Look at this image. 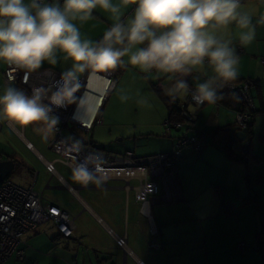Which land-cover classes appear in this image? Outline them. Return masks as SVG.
Here are the masks:
<instances>
[{
	"label": "crops",
	"instance_id": "crops-1",
	"mask_svg": "<svg viewBox=\"0 0 264 264\" xmlns=\"http://www.w3.org/2000/svg\"><path fill=\"white\" fill-rule=\"evenodd\" d=\"M244 4L255 23L264 5L260 0H244ZM135 7L125 9L122 19L130 17ZM112 22L108 13L97 8L91 20L77 22V26L82 39L95 42ZM238 31L233 26L224 35L233 40L240 58L235 81L252 83L256 113L249 128L252 146L246 153L233 137L238 132L233 120L238 101L234 94L222 88L223 98L216 103L188 105L186 110L193 114V121L169 132L163 128L171 117L168 104L180 108L187 98L172 100L166 94L173 81L131 66L111 70L117 82L100 107L97 131L102 135L104 129L120 127L113 141L105 145L114 153L130 151L138 157L166 153L177 139L205 133L206 142L199 153L185 148L176 160L177 201L152 208L150 217L141 211L133 193H126L121 180L83 187L68 167L49 154L53 132L37 133L35 125L13 126L21 128L18 136L5 125L6 120L0 119V161L15 163L9 179L22 188L33 184L47 201L68 211L76 224L74 237L69 240H62L51 223L23 235L22 258L5 264H233L234 260L236 264L247 260L264 264V234L257 235L261 230L259 208L264 210V25H256V38L247 47L239 46ZM60 66L45 62L37 71L61 74ZM3 71L4 64L0 63V94L8 85ZM210 74L208 68L193 73L201 81ZM186 79L194 88L193 77ZM122 92L129 96L125 102L119 98ZM141 99L147 102H138ZM11 139L19 143L18 147ZM93 140L91 144L98 148L99 143ZM46 162H54L62 182L46 172ZM224 204L233 208L227 211ZM123 234L127 236L125 249L115 244V237ZM239 242L245 246L240 258L234 255ZM150 243L157 248H149Z\"/></svg>",
	"mask_w": 264,
	"mask_h": 264
},
{
	"label": "clouds",
	"instance_id": "clouds-1",
	"mask_svg": "<svg viewBox=\"0 0 264 264\" xmlns=\"http://www.w3.org/2000/svg\"><path fill=\"white\" fill-rule=\"evenodd\" d=\"M130 5L136 6L133 14L122 19ZM97 8L113 22L100 40L82 39L77 22L91 20ZM253 21L244 0H0V63L27 79L45 62L56 65L58 54L71 61L54 90L33 87L28 94L8 84L0 94V119L52 132L59 123L54 111L76 102L81 76L127 66L173 81L166 89L172 100L190 96L197 106L214 104L223 98L220 89L239 74V55L224 34L234 26L239 46L247 47L256 38V25H264V12ZM204 68L211 74L201 81L193 73ZM119 98L125 102L129 96L122 92ZM74 178L94 179L79 168Z\"/></svg>",
	"mask_w": 264,
	"mask_h": 264
},
{
	"label": "built area",
	"instance_id": "built-area-1",
	"mask_svg": "<svg viewBox=\"0 0 264 264\" xmlns=\"http://www.w3.org/2000/svg\"><path fill=\"white\" fill-rule=\"evenodd\" d=\"M47 2L52 3L53 0H47ZM3 73L7 84L22 89L28 94H31L33 87H50L54 90L61 76V74L50 70H40L25 79L23 71L13 72L6 64H4ZM103 74L108 78L107 93L96 107L90 125L85 128L75 118L79 100L85 89L84 80L87 74H84L80 77V87L75 94L76 102L54 111V115L59 118V123L52 131L53 139L49 149L56 157L55 162L67 166L73 173L79 168L94 177L88 183L81 182L83 187H87L91 183L106 185L111 180H121L126 193L132 192L135 200L141 205V211L150 217L152 208L170 205L177 201L174 188L176 160L185 148L199 153L201 145L206 142V137L203 132H196L191 136L177 139L169 152L143 157H138L130 151L122 154L112 153L94 147L89 141L79 142L66 137L63 134V129L68 123L75 125L86 134L94 124L100 123L97 113L117 82L115 75L110 71ZM251 86L252 83L249 80H239L224 87L228 92L236 94L241 102V107L234 111L233 119L234 126L238 131H248L256 113ZM188 105L202 106L195 105L190 96H187L185 103L180 108V120L172 125L167 120L163 123V128L170 132L172 129L180 130L185 124L191 123L194 117L186 110ZM5 125L20 136L21 128L13 127L8 121L5 122ZM252 141L249 136L247 143L250 144ZM44 167L46 172L62 182V178L56 174L54 162H46ZM68 189L72 190V188ZM224 208L231 210L233 206L224 204ZM48 223L56 228L62 240L74 237L76 224L74 217L68 211L47 201L42 193L34 190L33 184L28 188H22L9 178L4 179L0 183V264H4L10 258L21 259L23 256V249L20 247L21 237L27 233L35 232L39 227ZM115 244L119 248L125 249L126 234L115 237ZM148 247L157 248L154 243H150ZM236 248L243 252L245 246L240 242Z\"/></svg>",
	"mask_w": 264,
	"mask_h": 264
},
{
	"label": "rangeland",
	"instance_id": "rangeland-1",
	"mask_svg": "<svg viewBox=\"0 0 264 264\" xmlns=\"http://www.w3.org/2000/svg\"><path fill=\"white\" fill-rule=\"evenodd\" d=\"M62 54H59V56L57 57V64L54 65V66H57V65H61L58 69L62 70L63 72L68 70L70 68V60H65L63 56H61ZM52 69H55L54 67H52ZM88 75H86L87 77ZM86 77H85V80H84V83H86ZM86 87V86H85ZM109 95V94H108ZM108 97V96H107ZM99 114V112L97 113ZM99 116V115H97ZM99 124H94L91 128V130L88 132V134L84 133L82 130H80L79 128H77L75 125L71 124V123H68L64 129H63V134L66 136V137H69L75 141H89L91 143V141L93 140V137L95 138V141L97 143H99V147L98 148H102L106 151H109V152H113L114 150H112L111 148L109 147H106L105 145L109 142H112L116 133L120 130V127L118 126H115L113 128H109V129H104L102 131V135L100 134V131H97V128L99 127ZM103 129V128H102ZM96 130V131H95ZM249 131V130H248ZM53 139V138H52ZM52 141V140H51ZM94 141V140H93ZM92 141V143H93ZM11 143L13 144L14 147H18V142L14 139L12 140L11 139ZM51 143V142H50ZM28 146V144H27ZM95 147V145H93ZM97 147V146H96ZM106 147V148H105ZM30 148V147H29ZM14 149V148H13ZM114 153V152H113ZM49 154H53L51 153V151H49ZM54 155V154H53ZM52 155V156H53ZM5 157V156H4ZM67 167V166H66ZM35 169V168H34ZM35 171H37L35 169ZM56 171V170H55ZM48 173V172H47ZM57 174V173H56ZM52 175V174H51ZM54 176V175H53ZM9 178H12V176L10 175ZM134 183V182H133ZM71 191V190H70ZM240 243V242H239ZM244 243V242H243ZM235 246V245H234ZM246 247H248L246 245ZM236 256H239L238 258L241 257V255L244 254V252H241L239 250H234ZM15 259V258H14ZM237 261L234 260L233 264H236ZM251 262L249 260L243 262V264H250Z\"/></svg>",
	"mask_w": 264,
	"mask_h": 264
},
{
	"label": "bare ground",
	"instance_id": "bare-ground-1",
	"mask_svg": "<svg viewBox=\"0 0 264 264\" xmlns=\"http://www.w3.org/2000/svg\"><path fill=\"white\" fill-rule=\"evenodd\" d=\"M85 86L75 112V118L81 126L87 128L93 118L96 107L107 93V75L100 73L99 75L88 76Z\"/></svg>",
	"mask_w": 264,
	"mask_h": 264
},
{
	"label": "water",
	"instance_id": "water-1",
	"mask_svg": "<svg viewBox=\"0 0 264 264\" xmlns=\"http://www.w3.org/2000/svg\"><path fill=\"white\" fill-rule=\"evenodd\" d=\"M249 136L252 138V135L250 134V132L246 130L238 131L235 134L233 133L234 140L236 142L241 143V149L244 153H246L252 146L251 145L252 142L250 144L247 143V139ZM14 168H15V163L13 160L9 159V160L0 161V183L4 179L10 177Z\"/></svg>",
	"mask_w": 264,
	"mask_h": 264
},
{
	"label": "trees",
	"instance_id": "trees-1",
	"mask_svg": "<svg viewBox=\"0 0 264 264\" xmlns=\"http://www.w3.org/2000/svg\"><path fill=\"white\" fill-rule=\"evenodd\" d=\"M110 72L111 73H113L114 74V72L113 71H111L110 70ZM115 75V74H114ZM224 89V88H223ZM225 90V89H224ZM225 91H227V90H225ZM228 92V91H227ZM230 93H232V92H230ZM232 94H234V93H232ZM236 97H237V103H236V106H235V110H238L240 107H241V102H240V99H239V97L236 95V94H234ZM168 107L170 108V118L168 119V122L170 123V125H172L173 123H175V122H177V121H179L180 120V112H181V107L180 108H176L173 104H171V103H169L168 104ZM254 117V116H253ZM205 134V133H204ZM159 154V153H158ZM242 159L243 158H240L239 160L240 161H242ZM245 181H247V183H249V180L248 179H246ZM250 199L251 198H245V200L247 201V200H249L250 201ZM227 211H229V210H227ZM226 211V212H227ZM259 213H260V224H261V230H260V232H259V234H257L258 236H260V235H262V234H264V210H262V209H260L259 208ZM10 259H14V258H10ZM9 259V260H10ZM8 261V260H7ZM6 261V262H7ZM5 264V263H4Z\"/></svg>",
	"mask_w": 264,
	"mask_h": 264
}]
</instances>
